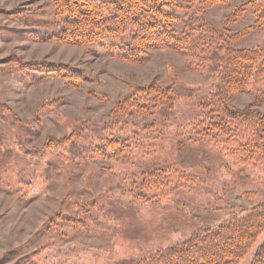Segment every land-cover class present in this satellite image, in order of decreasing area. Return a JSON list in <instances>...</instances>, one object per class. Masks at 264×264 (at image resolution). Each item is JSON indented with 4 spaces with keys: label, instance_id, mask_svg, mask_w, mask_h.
<instances>
[{
    "label": "trees",
    "instance_id": "16d2710c",
    "mask_svg": "<svg viewBox=\"0 0 264 264\" xmlns=\"http://www.w3.org/2000/svg\"><path fill=\"white\" fill-rule=\"evenodd\" d=\"M234 0H51L50 17L45 8L1 10L0 15L15 21L18 28H0V41L24 40L37 43L55 42L68 47H97L105 56L142 65L154 50L171 51L184 56L185 68L215 74L213 91H202L171 82L160 86L151 81L134 86L109 111L110 120L99 128L89 126L72 131L61 139L48 138L38 150H26L20 142L21 154L0 148V185L5 192L23 190V197L35 195L33 181L16 179L9 161L16 158L23 168L36 170L42 164L48 172H56V158L68 163L98 162L133 165L141 156L152 157L156 147L169 138L185 145H205L230 163L233 186L245 183L250 172L264 168V112L256 108L264 99V51L236 48L233 43L246 31L230 30L247 8L255 24L264 31V0H248L228 13L220 27L205 19L207 10L225 6ZM185 6L183 28L178 30V13ZM2 29V30H1ZM6 61L16 66L17 77L24 84L61 80L71 87L90 83L84 70L62 63L22 61L14 56ZM255 89L253 101L244 108L232 104V96ZM96 98V95H94ZM186 99V113L169 129L158 131L155 114L169 115L180 100ZM46 104L48 110L57 102ZM37 122L38 118H35ZM120 120H137L127 124ZM169 130V131H167ZM14 154V155H13ZM10 175V177H9ZM28 181V184H26ZM41 181V180H39ZM1 182H6L5 184ZM12 182L13 185H10ZM41 184L43 182H40ZM200 177L175 164L159 165L131 177L127 190L133 201L156 205L189 190H198ZM32 193V194H31ZM88 195V191L84 192ZM83 213L58 212L49 217L40 234L70 239L75 234H90L92 222L86 208ZM264 232V201L229 217L227 223L207 227L181 244L150 252L124 264H240ZM47 245L32 250L14 264H50ZM264 243L256 248L249 264H264ZM7 256L0 264H7Z\"/></svg>",
    "mask_w": 264,
    "mask_h": 264
},
{
    "label": "rangeland",
    "instance_id": "374dc122",
    "mask_svg": "<svg viewBox=\"0 0 264 264\" xmlns=\"http://www.w3.org/2000/svg\"><path fill=\"white\" fill-rule=\"evenodd\" d=\"M246 2L248 0H234L228 5L213 7L206 11L205 19L220 27L228 13ZM20 7L31 10L44 7L46 14L41 19L52 13L51 0H0L1 10ZM184 8L183 5L178 13L176 27L179 31L184 26L187 12ZM20 26L0 15V28ZM229 28L233 34L246 31L233 43L234 47L258 46L264 51V31L255 24L250 8ZM11 56L26 62L46 61L77 67L93 81L78 87L61 80L27 85L17 77L16 66L6 61ZM186 61L178 53L154 50L144 64L135 65L111 59L97 47L0 41V148L20 155V142L26 150H38L48 138L61 139L85 126L94 128L98 135L99 128L110 120L112 106L132 87L151 81L160 86L175 82L213 91L215 74L188 70ZM254 92L255 89L233 95L232 104L238 108L248 106ZM185 101L177 102L169 115L155 114L154 126L158 131L169 129L184 116ZM53 102H57L56 107L49 111L45 105H54ZM256 109L264 112V99ZM124 121L127 124L139 122L120 120ZM156 148L152 157L139 156L133 165L68 163L55 157L56 172L54 175L48 172L46 180L42 176L45 164L31 170L12 158L9 170L5 168L4 179L9 173L13 174L14 183L17 178L25 182L31 180L38 193L26 198L21 195L24 187L18 192H5L6 187L0 185V258L6 255L7 264H14L25 253L47 245L50 264H124L123 261L138 259L157 249L179 245L192 234L227 223L230 216L264 201V168L251 171L245 183L233 186L230 163L205 145H185L179 138L168 137ZM166 164H175L200 177L203 182L200 189L189 190L156 205L133 201L127 191L131 177ZM85 191L88 195H84ZM91 200H94L93 207L86 208L93 228L90 234H75L70 239L40 234L49 217L58 212L78 216ZM263 243L264 232L240 264H249L256 248Z\"/></svg>",
    "mask_w": 264,
    "mask_h": 264
}]
</instances>
